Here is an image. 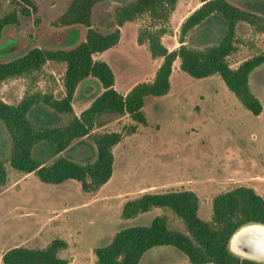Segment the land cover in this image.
<instances>
[{"label":"rangeland","instance_id":"obj_1","mask_svg":"<svg viewBox=\"0 0 264 264\" xmlns=\"http://www.w3.org/2000/svg\"><path fill=\"white\" fill-rule=\"evenodd\" d=\"M34 1L36 13L29 17L20 15L19 24L4 29L0 62L16 59L36 47L70 49L84 41L85 27L54 25L71 0ZM130 1L107 0L98 4L93 26L104 33L114 31L115 8ZM228 1L264 17V0ZM200 6V0H178L165 21L143 14L127 22L120 44L95 59L111 66L116 87L122 93L139 83L152 82L163 59L152 56L148 41L139 43V34L144 30L162 31V43L170 51L175 50L180 46L183 22ZM16 8H19L16 0H0V17ZM259 33L251 25L239 28L236 51L228 59L230 65L263 53L264 47L257 46ZM223 36L224 29L210 23L192 30L185 43L203 49L217 44ZM11 44L15 45L7 52ZM65 70L63 63L48 62L39 72L0 82V100L16 105L24 97L37 93L61 99L65 95ZM250 87L262 103L260 115L248 111L220 75L193 78L180 69V60H176L169 94L146 98L143 109L146 125L136 123L128 115L108 117L106 124L96 127L90 136L76 140L63 153L80 163L91 162L96 156L95 135L108 132L127 135L126 129L136 126V132L125 136L113 149L111 179L94 192H85L81 183L73 179L61 184L44 183L34 173L14 169L10 164L12 141L0 120V161L8 174L6 184L0 185V258L14 246L42 249L60 239L67 247L59 256L68 264H95L96 248L109 245L124 228L149 226L161 211L156 209L132 219L121 217V202L148 191H140V186H149L156 193L194 191L201 200L199 216L210 220L212 201L217 195L240 186L250 187L254 184L253 177L264 176V65L252 73ZM102 90L101 84L91 78L80 85L72 114H55L39 105L29 118L37 126H65ZM33 156L45 165L56 158L41 144L35 147ZM167 212L170 228L186 233L183 220L171 210ZM140 264L191 263L177 248L158 246L148 250Z\"/></svg>","mask_w":264,"mask_h":264},{"label":"trees","instance_id":"obj_2","mask_svg":"<svg viewBox=\"0 0 264 264\" xmlns=\"http://www.w3.org/2000/svg\"><path fill=\"white\" fill-rule=\"evenodd\" d=\"M107 0H71L65 12L54 22L60 27L86 28L84 41L70 49L32 48L23 56L0 62V82L39 72L48 62L66 65L61 99L51 94H33L11 105L0 100V120L5 125L11 141V166L22 172L34 173L42 182L61 184L67 180L81 183L85 192L97 191L112 177L115 157L113 149L125 136L136 132V126L123 132H108L94 136L96 156L93 161L80 163L63 155L76 140L90 136L111 116H130L138 124H147L144 113L146 98L161 97L171 90L173 64L180 59V69L196 79L220 75L228 89L252 114L260 115L263 106L249 85L251 73L264 64V53H259L232 68L229 57L236 51L239 23H247L257 32L264 33V17L241 9L228 0H200L201 6L183 22L180 46L170 51L161 40L162 31L144 30L139 43L149 42L153 57L163 62L149 83L135 85L126 95L115 88V73L111 66L95 59L117 46L121 28L143 14L151 19L165 21L178 0H132L118 5L114 10L116 29L104 33L93 26L96 6ZM19 8L0 17V41L4 29L20 22V15L29 17L37 12L34 0H16ZM217 23L224 36L217 43L203 49L188 46V34L201 26ZM97 80L102 92L65 126H37L29 118L39 105L50 108L55 114H72L80 85L89 79ZM44 145L55 160L45 165L33 156L37 145ZM8 174L0 161V185H5ZM154 208L171 210L183 220L187 232L173 230L167 215L156 216L149 226L128 227L117 232L111 243L95 249V264H139L143 255L158 246H173L185 254L191 264H264L245 258L231 249L233 235L252 224L264 225V197L253 188L240 186L217 195L212 201L213 215L202 219L198 212L199 196L191 190L165 193H145L124 203L121 217L132 219ZM67 243L55 239L46 248L16 246L2 256V264H68L59 256Z\"/></svg>","mask_w":264,"mask_h":264},{"label":"crops","instance_id":"obj_3","mask_svg":"<svg viewBox=\"0 0 264 264\" xmlns=\"http://www.w3.org/2000/svg\"><path fill=\"white\" fill-rule=\"evenodd\" d=\"M256 14H259V12H255ZM242 25H248L249 26V24H247V23H239L238 24V27H237V31L239 30V28L242 26ZM124 27V26H123ZM123 27L121 28V36H122V29H123ZM264 33H259V34H256V39H257V41H258V43H257V46L258 47H264ZM120 42H121V39H120ZM120 42H119V44H120ZM118 44V45H119ZM117 45V46H118ZM116 47V46H115ZM114 48V47H113ZM112 49V48H111ZM110 49V50H111ZM109 51V50H108ZM107 52V51H106ZM105 53V52H104ZM260 53V52H259ZM258 53V54H259ZM263 53H264V49H263ZM254 55H257V54H254ZM254 55H251L250 57H248L247 59H249V58H251L252 56H254ZM176 60H180V59H176ZM175 60V61H176ZM246 59H244V60H242V61H238V62H235L233 65H231V67L232 68H237L243 61H245ZM162 60H161V64H162ZM161 64L159 65V67L161 66ZM264 65V64H263ZM263 65H261V66H259L257 69H255L252 73H254L255 71H257L258 69H260ZM252 73H251V75H252ZM251 75H250V77H251ZM172 76V75H171ZM214 76V75H213ZM250 77H249V85H250ZM87 81V80H86ZM170 81H171V78H170ZM84 83V82H83ZM115 88L117 89V87H116V80H115ZM251 88V87H250ZM132 89V88H131ZM130 89V90H131ZM118 90V89H117ZM129 90V91H130ZM119 91V90H118ZM129 91H126L125 93H122V92H120L121 94H123V95H126ZM171 91V90H170ZM253 92V91H252ZM125 138V137H124ZM118 146V145H117ZM116 147V146H115ZM259 178V179H258ZM263 179H264V176L262 177V176H259V175H256L255 177H253V180H252V183L254 182V184H252V185H250V187L251 188H253V189H255L257 192H258V194H260L261 196H263V193H264V181H263ZM187 185V184H186ZM103 186H101L99 189H101ZM143 186H140L138 189H141L140 191H147V192H140L136 197H133V198H128L127 200H125V201H123V202H121V207L123 208V205H124V203L126 202V201H128V200H132V199H135V198H138V197H140L141 195H143V194H145V193H156V192H151L150 191V189H152V188H148L149 186H146V188H142ZM145 187V186H144ZM259 190H261V192H259ZM264 197V196H263ZM200 204H201V200H200ZM156 209H161V208H154L153 210H151V211H149V212H147V213H152V212H154ZM200 209V208H199ZM147 213H143V214H140V215H138L137 217H140L141 215H144V214H147ZM158 215L157 216H161V215H167L168 216V218H169V220H170V216L168 215V212H167V210L166 209H161V211L160 212H158L157 213ZM198 214H199V212H198ZM137 217H135V218H137ZM15 247V246H14ZM4 254V253H3ZM3 254H2V256H3ZM2 256H1V258H0V262H2ZM140 264V263H139Z\"/></svg>","mask_w":264,"mask_h":264},{"label":"water","instance_id":"obj_4","mask_svg":"<svg viewBox=\"0 0 264 264\" xmlns=\"http://www.w3.org/2000/svg\"><path fill=\"white\" fill-rule=\"evenodd\" d=\"M78 34V32H77ZM77 38V37H76ZM15 43V42H14ZM15 44H11L7 48V52L11 50V48ZM252 225H259V226H264L260 224H252ZM244 228V227H243ZM242 229V228H241ZM240 229V230H241ZM239 230V231H240ZM237 231L233 237L239 232ZM232 237V239H233ZM231 239V240H232ZM239 249L245 252H250L255 255H264V231H252V232H246L240 236V238L237 241Z\"/></svg>","mask_w":264,"mask_h":264},{"label":"bare ground","instance_id":"obj_5","mask_svg":"<svg viewBox=\"0 0 264 264\" xmlns=\"http://www.w3.org/2000/svg\"><path fill=\"white\" fill-rule=\"evenodd\" d=\"M252 231H264V226H259V225H250L247 227L242 228L231 240V249L234 253L243 256V257H247L250 259H256V260H264V255H255L253 253L250 252H245L242 251L241 249H239L237 241L240 238V236L246 232H252Z\"/></svg>","mask_w":264,"mask_h":264}]
</instances>
